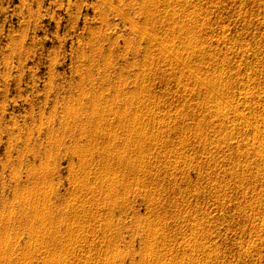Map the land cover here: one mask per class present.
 <instances>
[{
	"label": "rangeland",
	"instance_id": "1",
	"mask_svg": "<svg viewBox=\"0 0 264 264\" xmlns=\"http://www.w3.org/2000/svg\"><path fill=\"white\" fill-rule=\"evenodd\" d=\"M143 1L0 0V264H43L40 232L71 264H146L149 242L162 264H264V0ZM191 73H220V102ZM131 104L153 140L142 154L129 116L99 119Z\"/></svg>",
	"mask_w": 264,
	"mask_h": 264
},
{
	"label": "bare ground",
	"instance_id": "2",
	"mask_svg": "<svg viewBox=\"0 0 264 264\" xmlns=\"http://www.w3.org/2000/svg\"><path fill=\"white\" fill-rule=\"evenodd\" d=\"M144 2H145V5H144ZM142 3H143V5H144V7H146V8L149 10V4H148V3H150V0H144ZM142 3H141V4H142ZM143 5H142V7H143ZM142 9H143V8H142ZM148 10H147V11H148ZM177 12H178V11H177ZM177 12H176V13H177ZM145 13H146V12H145ZM176 13H175V9H172V10L170 11L169 14L174 16ZM179 15H180V14H179ZM147 16H148V17L146 18V19H147L146 21L149 22L150 19H151V18H150V12H149V14H148ZM173 16H172V17H173ZM175 17H178V16L175 15ZM175 17H174V18H175ZM149 18H150V19H149ZM174 18H172V19H174ZM179 18H180V16H179ZM189 18H191V17H189ZM187 19H188V18H187ZM192 19H193V18H191V21H192ZM148 20H149V21H148ZM179 20H180V19H178V21H179ZM146 21H145V22H146ZM178 21H176V22H178ZM189 21H190V20H189ZM147 22H146V23H147ZM173 22H174V21H173ZM179 22H180V21H179ZM179 22H178V24L181 23V22H180V23H179ZM149 23H150V22H149ZM151 24H152V23H150L149 26L152 27ZM133 25H134V24H133ZM147 25H148V24H147ZM175 25H177V23H176ZM186 25H188V24H186ZM142 26H144V25L142 24ZM145 26H146V25H145ZM149 26H148V27H149ZM140 27H141V26H140ZM146 27H147V26H146ZM176 27H177V28L179 27V28L181 29V31H183V29H184V33L187 32V30L189 29V28L187 29V27H186L187 30L185 31V28H184V27H181V26H178V25H177ZM135 28H136V26H135V27L133 26V27H131V30L133 29L134 31L139 32V34H140L141 36L145 37L146 42L148 43L149 49H150L151 47H152V48H153V47H156V48L160 51V53H162V54L165 55V59H164V61H167V62L169 63L170 66L174 65L175 59H174L173 57L176 58L178 52H175V51H172V52H171V47H170V45H169L167 42H166V43L158 42L157 39H154V38L150 37L149 32H146V31H147L146 29H148V28L145 29V30H146L145 32H144V30H141L143 27H142L141 29H139V28H136V29H135ZM152 28H153V27H152ZM177 28H176V29H177ZM179 28H178V30H179ZM148 31H149V30H148ZM176 31H177V30H176ZM181 31H179V32H181ZM179 32H178V33H179ZM182 34H183V32H182ZM185 34H186V33H185ZM194 38H195V35H194ZM192 40H193V38L190 36V38H189V43L187 44L188 46H186V47H187V50L192 46L193 41H194V40H193V41H192ZM191 42H192V44H191ZM169 53L172 55V57H171V55H170ZM145 62H147V61H145ZM146 67H147V65H146ZM186 68H187V67H184L183 71H184ZM191 75H192L193 80H194L195 83H197V84H203V85L207 88V91L212 92L213 94H214L215 89H216V84L213 83V79H217V78H215V77H218V78H219V76L221 77V74H220V73H219V75H218V73H217L216 75L211 76L210 78H206V79L201 78L200 76H198V74L191 73ZM223 75H224V74H223ZM212 77H213V78H212ZM224 77H225V75H224ZM222 78H223V77H222ZM179 81H180V80H179ZM214 82H216V80H215ZM138 86H139V85H138ZM218 87H219V88H223L224 86H223L222 84H219ZM218 87H217V88H218ZM141 88H143V87L141 86ZM141 88H139V89H141ZM115 91H117V90H115ZM137 92H138V91H137ZM139 92H140V93L137 94V96H139V95L141 94L142 91H139ZM114 93H115V92H114ZM142 93L144 94V91H143ZM143 94H141V95H143ZM110 95H111V94H110ZM110 95H109V96H110ZM120 95H121V94H120ZM135 95H136V94H135ZM137 96H136V97H133V98H135V99L137 100V99L139 98V97H137ZM107 97H108V96H107ZM107 97H106V98H107ZM111 97H112V96H111ZM141 97H143V96H141ZM213 97H214V99H215L216 101H219V102H220V95H219L218 93H215V94L213 95ZM112 98H113V97H112ZM117 98H118V97H117ZM119 98H120V97H119ZM122 98H123V97H122ZM124 98H125V97H124ZM133 98H132V99H133ZM148 98H149V97H148ZM98 99H99V98H98ZM129 99H130V98H129ZM140 99H141V98H140ZM140 99H138V100H140ZM92 100H93V99H92ZM109 100H110V99H109ZM109 100H108V101H109ZM111 100H112V99H111ZM111 100H110V101H111ZM118 100H119V99H118ZM122 100H123V99H122ZM133 100H134V99H133ZM136 100H134V101H136ZM138 100H137V102H138ZM105 101H106V100H105ZM127 101H128V100H127ZM134 101H133V103H134ZM148 101H149V100H148ZM118 102H119V101H118ZM123 102H124V101H123ZM137 102H136V103H137ZM143 102H145V101L143 100ZM93 103H94V102H93ZM121 103H122V102H121ZM127 103H128V102H127ZM131 103H132V101H131ZM133 103H132V104H133ZM138 103H139V102H138ZM138 103H137V104H138ZM99 104H100V103H99ZM110 104H111V102H110ZM110 104H109V105H110ZM114 104H116V102H115ZM125 104H126V101H125ZM132 104H131V106H129V107H130V108L133 107V109H134V106H132ZM105 105L107 106V104H105ZM111 105H112V104H111ZM120 105H121V104H120ZM91 106H92V105H91ZM98 106H99V105H98ZM115 106H116V105H115ZM124 106H125V105H124ZM124 106H123V107H124ZM138 106H139V104H138ZM123 107H122V108H123ZM215 107H216V110H215ZM215 107H211V109L214 108L213 110H214V112H215V114H216L217 116L222 115V114H223V115H227L228 112H231V114H233V115H239L242 119L245 120V116L242 115V114H240V113H239V110H237V109H231V110H229V109H230V108H229L228 110H226L227 108H225V107H219V109H218V106H215ZM67 108H68V107H67ZM109 108H110V107H109ZM124 108H125V107H124ZM124 108H123V109H124ZM135 108H136V107H135ZM141 108H142V107H141ZM91 109H92V108H91ZM93 109H96V108H93ZM100 109H102V106H101ZM120 109H121V108H120ZM127 109H128V108H127ZM131 109H132V108H131ZM131 109H128V110L131 111ZM97 110H98V109H97ZM97 110L94 111V112H97ZM128 110H127V111H128ZM150 110H151V108H150ZM213 110H212V111H213ZM91 111H92V110H91ZM140 111H141V110H139V108H136V109H134V112H133V113L130 112L131 114H128V113L126 112V110H125V111H124V110L120 111V110H119L118 108H116V107H115V108L113 107V108H111V109H108V108H107V109H104V108H103V110H101V112H100V110H99V112H100L99 114H101V117L99 116V119H102L103 116L105 117V115H108V114H110V115H111L112 113L115 114V115L117 114V116H116V121L114 120V121H115L114 123L117 122V124H120V125L123 126V124L125 125V123H124L125 120H127L126 117L129 116L127 122L130 121V125H129V123H128V125H129L128 127L125 125V126L127 127V131L125 130V131H126V134L128 133L127 136L133 141V143H134L135 146H138V147L142 148V149H140V151H139V152H141V154H142V153H143V150H144V148L141 146L142 144H144L143 141H146V142L150 141V142H151V140H152L151 138H152V137H151V136H147V135H149V134L146 133V132L148 131V130L146 129L147 127L144 126V125H146V124H143L142 122H140L141 117H143V114L141 115L142 112H140ZM144 111H145V110H144ZM146 111H147V110H146ZM68 112H69V110H68ZM73 112H74V114H73ZM73 112H72V114H73L72 116H74V115L76 116V111H73ZM151 112H152V111H151ZM97 113H98V112H97ZM144 113H145V112H144ZM149 113H150V111H149ZM77 114H78V113H77ZM92 114H95V113H92ZM68 116H69V115H68ZM72 116H71V118H72ZM144 116H145V115H144ZM155 116H156V115H155ZM90 117H91V116H90ZM95 117H97V116H95ZM111 117H112V116H111ZM73 118H74V117H73ZM97 118H98V117H97ZM97 118H94V119L97 120V123H98L100 120H98ZM153 118H154V117H153ZM155 118H156V117H155ZM104 119H105V118H104ZM104 119H103V120H104ZM107 119H109V118H107ZM74 120H75V119H74ZM110 120H112V119H110ZM101 121H102V120H101ZM144 121H145V120H144ZM107 122H108V121H107ZM153 122H154V121H153ZM90 123H91V122H90ZM93 123H94V121H93ZM105 123H106V121H105ZM110 123H111V122H110ZM112 123H113V122H112ZM160 123H161V122H160ZM162 123H163V122H162ZM87 124H88V123H87ZM106 124H107V123H106ZM106 124H105V126H106ZM91 125H92V124H91ZM96 125H97V124H94V127H95L96 129H98L97 127H99V126L96 127ZM109 125H110V124H109ZM111 125H112V124H111ZM166 125H167V124H166ZM105 126H104V127H105ZM116 126H117V125H116ZM79 127H80V126H79ZM82 127L84 128V126H82ZM89 127H90V126H89ZM109 127H110V126H109ZM109 127L106 126L105 128H106V129H110ZM126 127L124 128V126H123L122 129L124 130V129H126ZM157 127H158V126H157ZM157 127H156V128H157ZM162 127H163V126H162ZM165 127H166V126H165ZM80 128H81V127H80ZM87 128H88V127H87ZM92 128H93V127H92ZM117 128H119V127H117ZM156 128H155V129H156ZM84 129H85V128H84ZM84 129H83V130H84ZM96 129H95V130H96ZM103 129H104V128H103ZM114 129H115V128H114ZM153 129H154V128H153ZM153 129H152V131H153ZM155 129H154V130H155ZM95 130H93V131H94V134H96V136H97V133H98V132L96 131L97 133H95ZM100 130H101V129H100ZM100 130H98V131H100ZM104 130H105V129H104ZM104 130H103V132H104ZM158 130H159V129H158ZM85 131H86V129H85ZM85 131H84V132H85ZM88 131H90V130L88 129ZM93 131H92V132H93ZM105 131H107V130H105ZM90 132H91V131H90ZM90 132H89V133H90ZM101 132H102V131H100V133H101ZM113 132H114V131H113ZM85 133H86V132H85ZM85 133H84V134H85ZM89 133H88V134H89ZM107 133H108V132H107ZM91 134H92V133H90V135H91ZM105 134H106V133H105ZM108 134L111 135V132L108 133ZM113 134H114V133H113ZM126 134H125L124 136H126ZM102 135H104V134H102ZM110 135H108L109 138H112V137H110ZM92 136H93V134H92ZM100 136H101V135H100ZM114 136H115V135H114ZM118 136H119V135H118ZM104 137H106V136H104ZM121 137H122V136H121ZM95 138H96V137H95ZM102 138H103V137H102ZM107 138H108V137H107ZM126 138H127V137H126ZM119 139H120V138H119ZM130 139H128V140H130ZM105 140H106V139H105ZM115 140H116V138H115ZM122 140H123V139H122ZM122 140H121V141H122ZM131 140H130V141H131ZM147 140H148V141H147ZM103 141H104V140H103ZM132 141H131V142H132ZM152 141H153V140H152ZM57 142H59V141H57ZM107 142H108V141H107ZM117 142H118V141H117ZM104 143H105V142H104ZM109 143H110V141H109ZM114 143H115V142H114ZM114 143H113V144H114ZM121 143H124V142L122 141ZM121 143H120V144H121ZM125 143H126V140H125ZM125 143H124V144H125ZM133 143H132V144H133ZM118 144H119V143H118ZM124 144H123V145H124ZM126 144H127V143H126ZM126 144H125V145H126ZM106 145H107V144H106ZM108 145H109V144H108ZM134 145H132V146H134ZM89 146H90V145H89ZM118 146H119V145H118ZM76 147L78 148L77 145H76ZM76 147H75V148H76ZM116 147H117V146H116ZM122 147H123V146H122ZM88 148H89V147H88ZM114 148H115V147H114ZM133 148H134V147H133ZM133 148H132V149H133ZM80 149H81V148H80ZM80 149H79V150H80ZM89 149H92V148H89ZM104 149H105V148H104ZM108 149H109V148H108ZM136 149H137V148H136ZM76 150H77V149H76ZM101 150H102V149H101ZM122 150H125L124 147H123ZM105 151H106V149H105ZM111 151H112V150H111ZM134 151H135V150H134ZM73 155H74V154H73ZM78 155H79V153H78ZM134 155H135V154H134ZM138 155H140V154L138 153ZM132 157H133V156H132ZM132 157H131V158H132ZM134 157H136V156H134ZM141 157H142V156H141ZM137 158H138V161L136 160V158H135V161L138 162V165H140V166H144V165H143V164H145L144 161L141 160V159L139 160V156H138ZM81 159H82V158H81ZM126 159H127V158H126ZM82 160H83V159H82ZM130 160H131V159H130ZM127 161H128V159H127ZM132 161H133V160H132ZM135 161H134V162H135ZM82 162H83V161H82ZM82 162H80V163H82ZM145 165H146V164H145ZM144 167H145V166H144ZM146 167H147V166H146ZM147 168H148V167H147ZM37 169H38V168H37ZM37 169H36V171H37ZM105 169H106V168H105ZM141 169H142V168H141ZM103 170H104V169H103ZM32 171H34V169H33ZM32 171H31V172H32ZM38 171H40V170H38ZM41 171H42V170H41ZM41 171H40V172H41ZM136 171H137V169H136ZM138 171L141 172L140 169H139ZM142 171H143V170H142ZM40 172H39V173H40ZM104 172H107V171H104ZM15 173H16V171H15ZM32 173H33V172H32ZM37 173H38V172H37ZM37 173H36V174H37ZM73 179H74V178H73ZM75 180H76V178H75ZM75 180H74V181H75ZM76 181H78V180H76ZM110 181H111V180H110ZM103 182H104V181H103ZM106 182H107V184L109 183L108 181H106ZM83 183H84V182H83ZM88 183H90V182L88 181ZM110 183H111V182H110ZM40 184H42V183H40ZM73 184H75V183H73ZM77 184H78V182H77ZM90 185H91V184H90ZM36 186H37V185H36ZM74 186H75V185H74ZM77 186H78V185H77ZM110 186H112V185H110ZM32 187H33V186H31V188H32ZM78 187H79V186H78ZM78 187H76V188H78ZM82 187H83V186L80 187V191H82V189H81ZM38 188H40V187H37V189H38ZM41 188H42V187H41ZM45 188H46V183H45ZM74 188H75V187H74ZM74 188H73V189H74ZM85 188H86V187H85ZM94 188H95V187H94ZM26 189H27V188H26ZM35 189H36V188H35ZM78 189H79V188H78ZM29 190H30V189H29ZM39 190H40V192H42V189H39ZM75 190H76V189H75ZM26 191H27V190H26ZM26 191H25V193H26ZM23 192H24V190H23ZM23 192H22V193H23ZM31 192H32V191H31ZM33 192H34V191H33ZM33 192H32V193H33ZM36 192H37V191L35 190V193H36ZM74 192H75V191H74ZM82 192H83V191H82ZM99 192H100V191H99ZM19 194H20V193H19ZM26 194H27V193H26ZM26 194H24V197L27 199ZM29 194H30V192H29ZM76 194H78V193H76ZM100 194L102 195V193H100ZM113 194H114V193H113ZM33 195H36V194L33 193ZM39 195H40V194H39ZM13 196H14V195H13ZM15 196H16V195H15ZM29 196H30L29 199H31V194H30ZM92 196H93V195H92ZM114 196H115V194H114ZM20 197H21V196H20ZM34 197H36V196H34ZM38 197H39V196H38ZM42 197H43V196H42ZM13 198H14V197H13ZM47 198H49V197L47 196ZM22 199H23V198L21 197L20 200H21V202L23 203ZM29 199H28V200H29ZM32 199H33V198H32ZM35 199H36V198H35ZM42 199H43V198H42ZM49 199H50V198H49ZM13 200H14V199H13ZM15 200H17V199H15ZM33 200H34V199H33ZM33 200H32V201H33ZM44 200H45V196H44ZM34 201H35V200H34ZM41 201H42V200H41ZM46 201H48V200H46ZM50 201H51V200H50ZM74 201H75V200H74ZM16 202H17V201H16ZM28 202H29V201H28ZM28 202H27V203L24 202V203L28 205ZM36 202H38V201L36 200ZM48 202H49V201H48ZM71 202H72V201H71ZM71 202H70V203H71ZM34 203H35V202H34ZM42 203H43V202H42ZM44 203H45V202H44ZM44 203H43V204H44ZM49 203H50V202H49ZM70 203L68 204V206H70ZM19 204H20V203H19ZM38 204H39V203H38ZM38 204H37V205H38ZM43 204H42V205H43ZM45 204H46V203H45ZM45 204H44V205H45ZM72 204H73V203H72ZM32 205H33V204H32ZM44 205H43V206H44ZM48 205H49V204H48ZM50 205H52V204H50ZM73 205H74V204H73ZM75 205H76V202H75ZM43 206H42V207H43ZM82 206H83V205H82ZM22 207H23V206H22ZM31 207H32V206H31ZM33 207H34V206H33ZM36 207H37V206H36ZM42 207H41V208H42ZM44 207H45V206H44ZM72 207H73V206L71 205V208H72ZM27 208H28V207H27ZM48 208H49V207H48ZM51 208H52V207H51ZM79 208H80V207H79ZM79 208H78V209H79ZM83 208H84V207H83ZM42 209H43V208H42ZM42 209H41V210H42ZM72 209L75 210V208H72ZM81 209H82V207L79 209V211H80ZM24 210H25V209H24ZM27 210H28V209H27ZM37 210H38V208H37ZM37 210H36V211H37ZM49 210H50V209H49ZM76 210H77V208H76ZM34 211H35V209H34ZM39 211H40V210H39ZM25 212H26V211H25ZM37 212H38V211H37ZM44 212H45V209L43 210V214H44ZM47 212H49V211L47 210ZM77 212H78V210H77ZM84 212H85V211H83V213H84ZM38 213H39V212H38ZM74 213H75V212H74ZM81 213H82V212H81ZM22 214H24V213H22ZM31 214H32V213H31ZM46 214H47V213H46ZM46 214H45V215H46ZM49 214H50V213H49ZM75 214H76V213H75ZM35 215H36V214H35ZM35 215H34V216H35ZM47 215H48V214H47ZM23 216H24V215H23ZM26 216H27V215H26ZM32 216H33V214H32ZM32 216H31V217H32ZM36 216L42 218V217L39 216L38 214H37ZM49 216H50V215H49ZM49 216H48V219L51 217V216H50V217H49ZM73 216H74V215H73ZM27 217H28V216H27ZM29 217H30V216H29ZM46 217H47V216H46ZM36 218H37V217H36ZM40 218H39V219H40ZM44 218H45V217H44ZM74 218H77V215H76ZM39 219H38V220H39ZM42 219H43V218H42ZM45 219H46V218H45ZM48 219H47V220H48ZM51 219H52V218H51ZM77 219H78V218H77ZM33 220L35 221V218H34ZM20 221H21V217H20ZM23 221H26V220L23 219ZM31 221H32V220H31ZM34 221H33V222H34ZM36 221H37V220H36ZM41 221H42V223H43V220H41ZM44 221H45V220H44ZM1 222H2V221H1ZM27 222H28V225H29V224H30V223H29L30 221H27ZM50 222H51V220L49 219V224L52 225V224L54 223V222H53V223H50ZM3 223H4V222H3ZM21 223H22V222H21ZM40 223H41V222H40ZM47 223H48V222H47ZM4 224H5V223H4ZM23 224H24V223H23ZM36 224H37V223H36ZM43 224H44V223H43ZM43 224H42V225H43ZM45 224H46V222H45ZM45 224H44V226L46 227ZM49 224H48V226H51V225H49ZM74 224H75V223H74ZM74 224H73V225H74ZM24 225H25V224H24ZM32 225H34V224H31V226H32ZM73 225H72V227H73ZM38 227H39V226H38ZM41 227H43V226H41ZM47 228H48V227H46V229H47ZM28 229H29V228H28ZM33 229H34V228H33ZM43 229H45V228L43 227ZM50 229L52 230V228H50ZM72 229H73V228H72ZM41 230H42V229H41ZM70 230H71V229H70ZM27 231H28V230H27ZM32 231H33V230H31V232H32ZM43 231H45V230H43ZM43 231H42V232H43ZM47 231L51 232V231L49 230V228H48ZM28 232H30V230H29ZM31 232H30V234H31ZM34 232H37V231H36V228H35ZM37 233H38V232H37ZM47 233H48V232H47ZM47 233L44 232V234H47ZM52 233H53V232H52ZM42 234H43V233H42ZM42 234H41V232H40V234H39V233H38V234L33 233V236H32V237H33V238H34V237L36 238V239H34L33 241H35V242L37 243V245H38V243L41 244V245H39V246H40L39 249L37 248V246H36V248L38 249V253H40V252H43V253H44V256H43L44 258L41 259V260H43V264H71V260H73V259H71V260H69V261L63 260V259H62V255H63V254H62V251L59 250L61 253H60L59 251H58V252L55 251V248H56V247H55V244H53L52 241L49 240L50 236H49L48 239H46V238H45L46 236H45L44 234H43V235H42ZM48 234H49V233H48ZM48 234H47V237H48ZM149 234H150V233H149ZM72 235H73V234H69L68 237H70V236L73 237ZM149 236H150V235H149ZM30 237H31V236H30ZM68 237H67L66 239H69ZM74 237H75V236H74ZM1 238H2V237H1ZM75 238H76V237H75ZM4 239H5V238H3V241H4ZM6 239H7V238H6ZM6 239H5V240H6ZM30 239H31V241H32V238H30ZM42 239H43V240H42ZM66 239H65V241H66ZM73 239H74V238H73ZM73 239H72V240L70 239V241H73ZM77 239H78V238H77ZM7 240H9V239H7ZM28 241H29V240H28ZM39 241H40V242H39ZM68 241H69V240H68ZM4 242H5V241H4ZM4 242H3V243H4ZM7 242H8V241H7ZM7 242H6V243H7ZM25 242H26V241H25ZM73 242H77V241H73ZM6 243H4V245H7V244H8V243H7V244H6ZM27 243H28V242H27ZM30 243H31V242H30ZM30 243H28V244H30ZM33 243H34V242H33ZM71 243H72V242H71ZM71 243H68L69 246L72 245ZM149 243H150V242H149ZM149 243L146 244V246H145V248H144V253H143V254H144V258H147V259H148V262H147L146 264H150V263H151V264H153V263H156V264H159V263H160V264H162L161 261H162L163 259L160 257V255H158V254L156 255V254L154 253V249L152 248V245L149 244ZM61 244H63V243H60V245H61ZM2 245H3V244H2ZM4 245H3V246H4ZM25 245H27V244H25ZM33 245H34V244H33ZM35 245H36V244H35ZM58 245H59V244H58ZM30 246H31V245H30ZM30 246H29V247H30ZM39 246H38V247H39ZM1 247H2V246H1ZM4 247H5V246H4ZM4 247H2L1 249L3 250ZM53 247H54V248H53ZM64 247H65V246H64ZM67 247H68V245H66L65 249H66ZM71 247H72V248H75V246H74V247L71 246ZM71 247H70V248H71ZM25 248H26V247H25ZM33 248H34V247H33ZM68 248H69V247H68ZM70 248H69V249H70ZM57 249H58V248H57ZM57 249H56V250H57ZM62 249H63V248H62ZM69 249H68V252H70V251H71L72 253L75 252V251H72V250H74V249H71L70 251H69ZM27 250H28V249H26V252H27ZM31 250H32V249H31ZM63 250H64V249H63ZM76 250H77V249H76ZM4 251H5V250H3V253H4ZM36 251H37V250H36ZM36 251H35V253H36ZM77 251H78V250H77ZM5 252H6V251H5ZM28 252H29V250H28ZM64 252L66 253V251H64ZM68 252H67V253H68ZM71 252H70V254H71V255H74V254H72ZM20 253H21V252H20ZM22 253H23V251H22ZM29 254H30V253H28V255H29ZM36 254H37V253H36ZM32 255H33V256H36V258H37V255H38V254L35 255V254L32 252L31 256H32ZM21 256H23V258H21L20 260H22V261L24 262V264H26V263H27L26 261L29 260V259H28L29 257H26V256H24V255H21ZM33 256H32V257H33ZM112 257H113V255H112ZM8 260H9V259H8ZM20 260L18 259V261H20ZM32 260H33V259H32ZM4 261H5V260H4ZM20 262H21V261H20ZM25 262H26V263H25ZM32 262H33V261H32ZM36 262H37V261H36ZM41 262H42V261H41ZM106 262H107V260H106ZM106 262L104 261V263H101V264H107ZM108 262H109V261H108ZM111 262H112V261H111ZM39 263H40V262H39ZM21 264H22V263H21ZM27 264H28V263H27ZM33 264H34V262H33ZM40 264H41V263H40ZM110 264H111V263H110ZM112 264H113V263H112ZM163 264H164V263H163ZM168 264H169V263H168Z\"/></svg>",
	"mask_w": 264,
	"mask_h": 264
}]
</instances>
